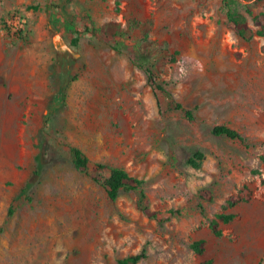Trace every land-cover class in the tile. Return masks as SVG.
<instances>
[{
	"label": "rangeland",
	"instance_id": "374dc122",
	"mask_svg": "<svg viewBox=\"0 0 264 264\" xmlns=\"http://www.w3.org/2000/svg\"><path fill=\"white\" fill-rule=\"evenodd\" d=\"M239 1L264 20V0ZM17 16L25 25L13 32ZM249 24L244 39L223 0H0V264L142 253L138 264H264V37ZM120 33L122 52L107 39ZM131 56L155 67L164 93ZM219 125L244 142L214 136ZM42 130L47 166L23 200ZM72 146L104 176L123 167L143 179L165 227L138 209L136 192L112 202L74 168ZM198 151L206 159L194 169ZM222 214L235 218L216 235Z\"/></svg>",
	"mask_w": 264,
	"mask_h": 264
},
{
	"label": "trees",
	"instance_id": "16d2710c",
	"mask_svg": "<svg viewBox=\"0 0 264 264\" xmlns=\"http://www.w3.org/2000/svg\"><path fill=\"white\" fill-rule=\"evenodd\" d=\"M224 9L226 11V15L228 20L234 25L236 33L244 38L249 39L252 35V30L249 24V18H252L254 25L258 27V31L256 33L257 36L264 37V20L260 15H255L253 10L248 5H243L239 0H223ZM242 10H245L243 12ZM128 37L127 33H120L116 39H113L112 36L107 37L113 48L118 51H123V41L122 38ZM78 39L74 40V44H77ZM131 60L134 64L143 69L147 75V81L149 86H151L154 90L159 92H165L163 85L158 81V75L156 73L155 67L150 64H143L137 61V59L131 56ZM159 107L161 110L163 109L162 104L159 102ZM172 108L175 111H180L185 114V116L193 120L194 115L191 110H187L181 103L174 102ZM213 135L216 137H224L230 140L241 141L244 142L243 136L235 129L226 126L219 125L214 127ZM37 163L35 171L33 172L31 178L26 182L24 188L21 192V199L29 200L30 192L42 177L44 170L47 166V147L50 142L49 136L47 135L45 130H42L37 137ZM70 152L72 156V164L74 168L84 174L91 175L93 180L103 186L108 194L109 199L112 202H116L119 200L123 193H131L136 192L139 196L138 198V209L149 219L156 220L162 228L165 227L166 222L169 218H166L165 214L153 210L151 206L150 198L145 189V181L143 179L132 176L125 168L123 167H111L108 172V176H104L103 172L107 169V167L100 163L93 162L80 148L70 147ZM206 156L204 153L198 151L192 157L188 159V164L194 169H201ZM206 199L212 200L211 196L207 190L203 191ZM14 213L13 210L10 211V215ZM168 214L173 215L176 214L173 210ZM235 218L233 214H222L217 216V220L214 221L211 225L213 232L216 235H221V231L219 230L218 224L219 221L222 223H230ZM192 250L198 255L205 254V242L198 241L191 245ZM145 258V255L138 254L129 256L127 258L121 259L118 261V264H138L141 260ZM202 264H213L212 260H207L202 262Z\"/></svg>",
	"mask_w": 264,
	"mask_h": 264
},
{
	"label": "built area",
	"instance_id": "2783aa9c",
	"mask_svg": "<svg viewBox=\"0 0 264 264\" xmlns=\"http://www.w3.org/2000/svg\"><path fill=\"white\" fill-rule=\"evenodd\" d=\"M25 20L19 16L12 18L8 21L9 28L13 31H19L24 28Z\"/></svg>",
	"mask_w": 264,
	"mask_h": 264
}]
</instances>
